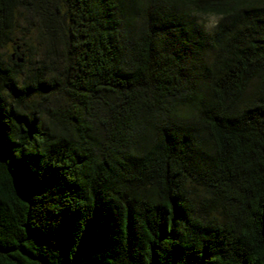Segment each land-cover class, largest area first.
<instances>
[{"label": "trees", "instance_id": "1", "mask_svg": "<svg viewBox=\"0 0 264 264\" xmlns=\"http://www.w3.org/2000/svg\"><path fill=\"white\" fill-rule=\"evenodd\" d=\"M0 264H264V0H0Z\"/></svg>", "mask_w": 264, "mask_h": 264}, {"label": "rangeland", "instance_id": "2", "mask_svg": "<svg viewBox=\"0 0 264 264\" xmlns=\"http://www.w3.org/2000/svg\"><path fill=\"white\" fill-rule=\"evenodd\" d=\"M199 21L204 24L208 37H212L216 31L218 18L201 17ZM38 25V21L35 18L30 15H23L20 20L19 31L15 36L14 43H11L6 47V49L2 51L3 58L6 62H8L10 57L14 55L15 59H28L29 62L26 64V69H29L33 66V64H35L37 58L39 57V54H41L43 46V43H41L38 39ZM23 41L27 42V48H29L26 52L24 51L22 46ZM16 48H19V50H16ZM183 113L186 117L192 114L187 110H183L182 114Z\"/></svg>", "mask_w": 264, "mask_h": 264}, {"label": "water", "instance_id": "3", "mask_svg": "<svg viewBox=\"0 0 264 264\" xmlns=\"http://www.w3.org/2000/svg\"><path fill=\"white\" fill-rule=\"evenodd\" d=\"M22 62V61H21Z\"/></svg>", "mask_w": 264, "mask_h": 264}]
</instances>
